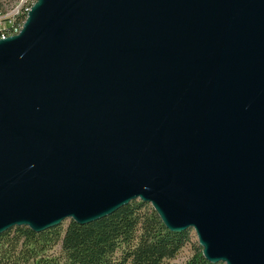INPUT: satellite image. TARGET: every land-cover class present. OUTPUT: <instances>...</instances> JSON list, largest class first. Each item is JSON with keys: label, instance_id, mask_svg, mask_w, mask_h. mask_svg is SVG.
Wrapping results in <instances>:
<instances>
[{"label": "water", "instance_id": "95a60500", "mask_svg": "<svg viewBox=\"0 0 264 264\" xmlns=\"http://www.w3.org/2000/svg\"><path fill=\"white\" fill-rule=\"evenodd\" d=\"M133 200L264 264V0H37L0 39V234Z\"/></svg>", "mask_w": 264, "mask_h": 264}, {"label": "trees", "instance_id": "16d2710c", "mask_svg": "<svg viewBox=\"0 0 264 264\" xmlns=\"http://www.w3.org/2000/svg\"><path fill=\"white\" fill-rule=\"evenodd\" d=\"M188 244L193 253L184 264H211L190 230L168 231L149 204L133 200L86 225L10 228L0 234V264H163Z\"/></svg>", "mask_w": 264, "mask_h": 264}, {"label": "rangeland", "instance_id": "374dc122", "mask_svg": "<svg viewBox=\"0 0 264 264\" xmlns=\"http://www.w3.org/2000/svg\"><path fill=\"white\" fill-rule=\"evenodd\" d=\"M37 0H0V35L9 33L18 26H23L24 17ZM69 220L63 221L66 228ZM192 243L197 244L193 230H190ZM191 244L186 245L174 259L166 260L163 264H184L192 256Z\"/></svg>", "mask_w": 264, "mask_h": 264}, {"label": "built area", "instance_id": "2783aa9c", "mask_svg": "<svg viewBox=\"0 0 264 264\" xmlns=\"http://www.w3.org/2000/svg\"><path fill=\"white\" fill-rule=\"evenodd\" d=\"M21 29H22V26H18L16 28H13V30L10 31L9 33L0 35V39H5V38H8L10 36L17 35L21 31Z\"/></svg>", "mask_w": 264, "mask_h": 264}]
</instances>
